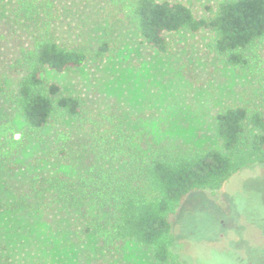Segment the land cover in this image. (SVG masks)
<instances>
[{
	"label": "trees",
	"instance_id": "16d2710c",
	"mask_svg": "<svg viewBox=\"0 0 264 264\" xmlns=\"http://www.w3.org/2000/svg\"><path fill=\"white\" fill-rule=\"evenodd\" d=\"M12 2L8 20L28 33L7 64L18 80L9 88L0 77V95L20 117L18 128L7 116L0 120V189L13 174L16 160L30 139L41 140L51 125L76 124L87 131L92 155L89 172L78 180L61 175L32 177L17 198L0 192V216L23 208L66 210L94 240L92 264H126L127 243L150 251L157 264H185L174 252L171 218L193 192L220 190L235 174L264 165V0H220L198 17L193 8L167 0H113L142 42L167 53L180 33L212 34L210 49L229 67L246 72L260 93V106L227 107L214 117L219 148L185 149L168 144L148 153L135 148V135L116 113L94 115L84 100L67 94L41 77L46 69L63 72L111 51L108 36L87 43L61 39L59 29L74 17L76 0H0ZM24 34V33H23ZM59 140L68 141L65 131ZM63 152V149L62 151ZM0 242V264H13Z\"/></svg>",
	"mask_w": 264,
	"mask_h": 264
},
{
	"label": "rangeland",
	"instance_id": "374dc122",
	"mask_svg": "<svg viewBox=\"0 0 264 264\" xmlns=\"http://www.w3.org/2000/svg\"><path fill=\"white\" fill-rule=\"evenodd\" d=\"M76 1L70 28L59 29L61 39L87 43L108 36L111 51L100 61L90 59L63 72L46 69L41 77L81 97L94 115H121L137 151L168 144L186 151L219 148L215 115L227 107L260 106L258 87L246 72L227 66L210 49V32L180 33L169 52L160 53L142 42L113 0ZM167 1L187 4L205 17L220 0ZM11 9V1L0 4V77L14 90L18 76L7 64L28 33L9 22ZM7 116L22 128L0 95V120ZM60 131L70 139L59 140ZM86 132L69 121L42 131V141L30 139L16 160L18 169L5 176L4 198L19 197L37 175L78 180L87 174L92 155ZM171 222L174 252L185 264H264V165L240 170L218 191L191 193ZM83 230L66 210L23 208L0 216V242L13 264H92L94 240ZM125 250L126 264H157L136 243H127Z\"/></svg>",
	"mask_w": 264,
	"mask_h": 264
}]
</instances>
